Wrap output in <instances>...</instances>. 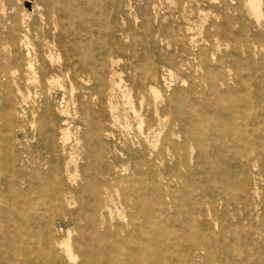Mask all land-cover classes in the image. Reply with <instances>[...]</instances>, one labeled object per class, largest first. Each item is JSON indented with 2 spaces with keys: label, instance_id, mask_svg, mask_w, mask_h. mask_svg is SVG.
Here are the masks:
<instances>
[{
  "label": "bare ground",
  "instance_id": "bare-ground-1",
  "mask_svg": "<svg viewBox=\"0 0 264 264\" xmlns=\"http://www.w3.org/2000/svg\"><path fill=\"white\" fill-rule=\"evenodd\" d=\"M238 1L233 7L237 12L235 21L239 24L237 35L230 29L232 10L229 3L219 0L213 8L221 12L225 22L222 28L207 35V38L212 37L217 46L231 47L233 52L225 55L231 62L237 56H245L250 61L259 59L262 63L264 42L260 41L258 33L251 31L256 25L264 26L261 0H246L247 13L254 19L253 23L246 22L244 4ZM116 2L38 0L42 10H38L36 16L35 3L30 11L23 10L20 15L18 32L27 48L30 82L38 89L34 92L36 98L43 97L41 101L35 100L38 106L33 119L36 130L44 138L41 146L51 152L48 151L49 159L54 156L49 139L54 125L48 118L51 113L47 109L52 84H68L71 92L77 88L87 90V93L77 97L81 108L78 119L84 127L81 140L86 154L96 153L102 124L109 119L107 115L114 116L111 90L104 93V88L107 83H115L113 78L116 76L115 45L112 43L117 24ZM177 3L180 4V1ZM30 31L46 33L51 39L50 52L56 53V56L49 54V60H46L41 51L35 50L28 38ZM184 41L175 37L168 43L171 50L160 59L168 67L170 77H178L188 71V80L180 78L184 87L173 90L168 98L155 86H148L154 102H146L147 130L155 134L152 147L156 148L160 142L161 146L151 159V153L145 147L139 152H128V160L133 163L131 175L140 177L139 185L119 193L116 208L107 205L109 188L127 180L130 175L121 178L116 174L113 163L99 168L97 158L91 168L87 166L90 162L81 166L79 175L82 183L74 186L81 193L80 198L63 180L54 178L51 184L40 181L35 187L25 178L22 168L5 174L0 167V264H23L18 258L20 254L31 255V260L24 261L31 264H264V239L260 237L256 223L258 206L264 218V200L258 204L248 198L251 180L246 178V171L251 174L253 166L258 167L255 174L264 171V161L260 160L259 154L249 157L253 150L256 153L257 146L264 143L261 136L264 110L259 112L258 108L260 97L251 96L249 91L242 95L241 89L232 90L227 75H224L229 66H223L221 60L215 67H202L200 62L194 65V61L203 55V50L195 53L191 42ZM207 41L209 46L214 44L212 40ZM53 63L58 67H54ZM198 67H202L201 74ZM238 70L240 72V66ZM56 72H63L61 80L59 76L55 78ZM0 73L2 77L6 76L3 67ZM151 76L155 78L154 73ZM237 83L246 88L242 77L239 76ZM199 85L206 88L208 96L196 92ZM221 86H224L222 91ZM131 91L127 87L122 89L125 104L130 105L134 115L142 117V113L133 107ZM137 93L142 105L144 93L141 87ZM206 97L214 98L216 103L206 101ZM84 98L85 101H80ZM93 99H96L95 103ZM40 104H46V108L39 113ZM57 113L67 115L69 112L59 109ZM164 129L162 137L160 133ZM171 135L182 140H171ZM250 136H255L256 142L251 141ZM61 139L63 142L69 139L67 131H61ZM187 148L198 149L194 163L197 172L203 174L200 181L194 179L190 171L186 176L179 171V168L186 167L179 151ZM206 154L210 155L209 159ZM164 156L170 157L175 168L165 164ZM38 160L30 159V168L38 169ZM233 160H237L240 167L238 172L229 170ZM15 161V157L11 156L12 165ZM48 163L49 160L44 161V164ZM154 164L161 165L162 169L154 172ZM48 166L53 172L52 162ZM143 168H146L145 172ZM89 169H93L92 178L88 177ZM220 169L222 175L215 177ZM156 176L164 178L163 188L166 191L156 189L153 196L140 198L141 195L148 196L144 179L148 177L154 184L158 180ZM174 179L184 186L179 194H175L171 185ZM239 182L242 186L235 192ZM197 185L201 186V193H196ZM35 188L48 191L40 204L36 200ZM84 192L88 195L82 198ZM39 205L42 208L39 209ZM217 207L222 211L220 222L213 225V228L217 225L218 232L210 234L208 219L218 218ZM228 210L235 217L236 213L242 214L246 222L239 220L230 224ZM245 226L252 231L246 233ZM227 233L232 238L227 239ZM15 241L19 245L16 249ZM237 242L243 247L236 248ZM218 249H222V255H218Z\"/></svg>",
  "mask_w": 264,
  "mask_h": 264
},
{
  "label": "rangeland",
  "instance_id": "rangeland-1",
  "mask_svg": "<svg viewBox=\"0 0 264 264\" xmlns=\"http://www.w3.org/2000/svg\"><path fill=\"white\" fill-rule=\"evenodd\" d=\"M177 1H180V4ZM237 1L227 0L232 10L230 11L232 13H230L232 19L230 29L234 35H237L239 27V24L235 21L237 12L233 10V7L239 2ZM241 1L244 4L243 13L247 19L246 22L253 23L254 19L247 13L246 0ZM34 3L37 4L34 14L36 16L37 12H39L38 10H42L41 6L38 5V0H0V68L3 67L6 74V76L2 77L0 73V167L5 174H10L14 169L20 171L22 168L26 173L25 178L33 182L35 187H37L36 183L40 181L51 184L54 178L63 180L66 183L65 185L72 187L74 195L79 197L81 193L74 186L75 184L82 183L79 175L81 174L80 168L87 162L91 163L87 165L91 168L93 161L98 158L99 168L105 167L107 163H113L116 168V174H119L121 178L124 175H130L127 180L115 185L113 184L109 188V195L106 198L107 205L109 208H116L118 205V194L124 190H130L132 187L137 188L139 185L140 177L131 175L133 163L131 160H128V152H139L145 147L146 151L151 153L149 155L151 159L152 155L161 146L160 142V145L156 148L152 147L155 134L147 130L148 114L146 112V102H154L148 91V86H155L164 97L168 98L173 90H180L184 87L180 78L188 80V71L180 73L178 77H170L167 72L168 67L160 59L161 56L167 55L168 51L171 50V47H168V43L172 42L175 37L180 41H190L195 53L203 50V55H200L199 59L194 61V65L200 62L202 67H215L218 64V60H221L223 66L228 65L229 69L226 73H223L227 75L226 79L229 87L232 90L241 89L240 93L242 95L249 91L251 96L260 97L259 112L261 109L264 110V61L261 63L259 59H255L253 62L250 59H246L245 56H237L235 61L232 60L231 62V59L226 58L225 55L232 53V48L225 45L217 46V42L212 37L207 38V35H211L222 28L225 22L221 16V12L217 8H213V6L219 3V0H117L115 14L117 24L114 28V38L112 41L115 45L113 51L115 59L114 69L116 72L113 80L115 83H107L104 88V93L111 90L114 116L107 115L109 119L102 124V129L99 131L96 153L91 152L86 154L83 141L81 140V132L84 127L78 119L81 108L77 97L81 93H87V90L77 88L71 92L68 84H52L49 88V105L47 109L51 113L48 118L54 125L53 131L49 136L54 156L52 159H49L51 152L49 148L46 150L41 146L44 138H41L36 130V124L33 119V117H36V112L34 111L38 106L35 100L41 101L43 97L38 100L34 95V92L38 89L30 82L27 48L21 42L20 33L18 32L19 18L22 11H30ZM261 8L264 11V0H261ZM251 29L254 33H258L260 41L264 42V26L259 24ZM40 32L37 34L34 31H30L28 38L32 47L35 50L41 51L46 56V60H49V54L56 56V53L50 52L51 39H49V36L46 33ZM207 39L212 40L214 44L210 43L211 46H209ZM105 43L107 46H110L109 42L105 41ZM54 56L53 60L56 58ZM53 66L58 67L56 63H53ZM238 66L241 67L240 72ZM202 67H198L197 69L200 74L203 71ZM152 73H154L155 78L151 76ZM55 75V78L59 76V80H61L63 72H56ZM239 76L245 80L246 88L237 83ZM124 87L131 88L133 107L142 113V117L134 115L130 105L125 104V98L122 96V89ZM140 87L144 93V103L142 105H140L137 93ZM195 90L202 95L208 96L206 88L203 85L197 86ZM222 90H224V86H221ZM28 92H30L29 95ZM230 98L234 97L231 96ZM205 99L208 102L211 100L209 97ZM82 100L85 101L86 99H80V101ZM211 101L216 103L214 98ZM95 102L96 99H93V103ZM194 106L196 108L197 105L194 104ZM44 107L46 108V104H40V108L37 111L40 113ZM59 109H66L69 113L67 115L58 114ZM155 126L160 127L158 125ZM62 130L67 131L69 135V139L66 142H63L61 139ZM164 131L165 129L160 133L162 137L164 136ZM261 136L264 142V130H262ZM250 138L251 141L256 142L255 136H250ZM170 139L182 140L172 135ZM255 151L256 153L253 150L249 154V157L253 158L259 154L260 160L264 161V143L259 147L257 146ZM197 153V148L180 150L179 154L184 157L183 161L186 167L179 168V171L183 176H186L190 171L193 174L192 177L200 181L203 174L197 172L198 170L194 163ZM11 156L16 159L14 165L10 162ZM209 157L210 155H208L207 159ZM32 158L39 159L38 169L36 170L30 168V164L28 163ZM45 160H49V163L52 162L54 165L53 172L49 170V163L48 165L44 164ZM164 161L167 166L175 168L172 166L173 161L169 156H164ZM253 167L254 170L252 172ZM253 167L252 161H250L249 169H251L252 173L249 174L246 171V178L251 180L248 198L259 204L261 200H264V171L255 174L258 171V167ZM239 168L237 160H233L229 166V170L232 172H238ZM124 169L126 170L123 172ZM161 169L162 166L157 164H154L152 168L154 172ZM221 170L215 177L222 175ZM66 171L67 173H65ZM92 171L93 169L87 171L88 177H93ZM145 171L146 168H143V172ZM170 176H165V179ZM147 178L144 179V184L148 196L145 194L141 195L140 198L153 196V191L156 189L166 191L163 188L164 178L156 176L158 180L154 184ZM155 184L158 187H155ZM171 185L175 189V194H179L184 189V186L177 180L175 181V179L171 182ZM200 185L196 186V193H201ZM241 186V182H239V185L235 187V192ZM35 189L36 200L40 204L41 201L45 200L44 195L48 191L46 190L45 192L41 188ZM50 189L51 187L48 188V190ZM87 195L88 193L84 192L81 197L83 198ZM38 208H42V205H39ZM210 209L209 207L208 210ZM228 211L227 220L230 224H236L239 220H241V223L246 222L242 214L236 213L235 217L231 214L230 210ZM216 213L218 217L216 220L208 219L211 223L210 231H208L210 234L218 232L217 225L214 226L215 228H213V225L218 224L221 220L219 218L222 214L220 207L216 208ZM256 213L259 215L256 223L260 230V237L264 239V218L261 217L260 206L256 209ZM225 226H227V223ZM244 230L246 233L252 231V229L246 226ZM226 237L230 239L232 235L227 233ZM15 242L17 243L16 249L19 245L18 241ZM242 247L241 243H236V248ZM217 252L218 255H222V249H218ZM18 258L23 264H31L24 263V261L31 260V255L25 256L20 254Z\"/></svg>",
  "mask_w": 264,
  "mask_h": 264
}]
</instances>
